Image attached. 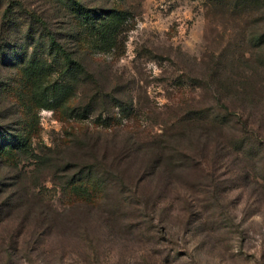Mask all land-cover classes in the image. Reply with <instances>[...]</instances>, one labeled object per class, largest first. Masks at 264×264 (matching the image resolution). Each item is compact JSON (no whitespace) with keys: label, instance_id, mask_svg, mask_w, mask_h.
<instances>
[{"label":"rangeland","instance_id":"1","mask_svg":"<svg viewBox=\"0 0 264 264\" xmlns=\"http://www.w3.org/2000/svg\"><path fill=\"white\" fill-rule=\"evenodd\" d=\"M0 264H264V0H0Z\"/></svg>","mask_w":264,"mask_h":264},{"label":"trees","instance_id":"2","mask_svg":"<svg viewBox=\"0 0 264 264\" xmlns=\"http://www.w3.org/2000/svg\"><path fill=\"white\" fill-rule=\"evenodd\" d=\"M120 20H121V17H119V15L116 14V12L115 13L109 12L107 16L101 20V22L98 24L99 26L97 25L98 27L96 28V30L100 34L101 38L103 37V41L106 40L108 37V33L110 31L108 26L112 24L115 27V25L121 22ZM34 64H35L34 62H31L28 65V67L25 68V72L27 71V79L30 83H33V84L37 81L36 77L38 75L37 70L34 69ZM55 99L57 100L56 96H53V97L51 96L50 98L45 100L44 103L40 104V107L51 109L52 102H54Z\"/></svg>","mask_w":264,"mask_h":264}]
</instances>
